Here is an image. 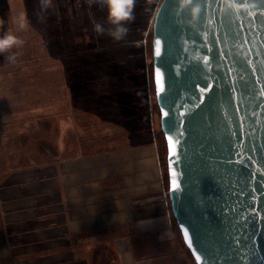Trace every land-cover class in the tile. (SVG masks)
<instances>
[{"label": "water", "instance_id": "95a60500", "mask_svg": "<svg viewBox=\"0 0 264 264\" xmlns=\"http://www.w3.org/2000/svg\"><path fill=\"white\" fill-rule=\"evenodd\" d=\"M152 23L180 238L194 264H264V0H160Z\"/></svg>", "mask_w": 264, "mask_h": 264}, {"label": "rangeland", "instance_id": "374dc122", "mask_svg": "<svg viewBox=\"0 0 264 264\" xmlns=\"http://www.w3.org/2000/svg\"><path fill=\"white\" fill-rule=\"evenodd\" d=\"M159 2L137 0L128 35L115 42L94 31L97 22L108 27L106 8L90 0H52L42 13L38 0H0V35L11 32L25 41L13 50L16 62L0 66V123L13 168L60 160L69 142L72 150L96 151L108 131L117 134L111 143L124 140L137 119L138 140L149 138L148 125L159 118L147 74ZM19 17L24 31L17 30ZM61 124L71 126L63 131L62 148ZM160 131L156 127L152 142L162 179Z\"/></svg>", "mask_w": 264, "mask_h": 264}, {"label": "crops", "instance_id": "0c3cea01", "mask_svg": "<svg viewBox=\"0 0 264 264\" xmlns=\"http://www.w3.org/2000/svg\"><path fill=\"white\" fill-rule=\"evenodd\" d=\"M61 126L60 148L71 127ZM134 126L113 143L116 131L106 132L96 151L69 142L60 160L13 168L0 123V264H194L162 185L159 118L141 141Z\"/></svg>", "mask_w": 264, "mask_h": 264}, {"label": "clouds", "instance_id": "9594fccd", "mask_svg": "<svg viewBox=\"0 0 264 264\" xmlns=\"http://www.w3.org/2000/svg\"><path fill=\"white\" fill-rule=\"evenodd\" d=\"M91 3L96 4L101 8H106L105 24L97 22L94 24V31L101 37L107 35L113 41L119 42L125 39L129 33V27L135 20V7L137 0H90ZM191 0H178L181 7L188 5ZM40 12H45L52 7V0H38ZM198 9L193 8L195 13ZM27 24L23 17H19L17 21V30L24 31ZM25 41L15 33H5L0 35V56L7 54V59L11 63H15L17 54L14 49L23 48Z\"/></svg>", "mask_w": 264, "mask_h": 264}, {"label": "trees", "instance_id": "16d2710c", "mask_svg": "<svg viewBox=\"0 0 264 264\" xmlns=\"http://www.w3.org/2000/svg\"><path fill=\"white\" fill-rule=\"evenodd\" d=\"M147 74L149 75L148 77H149V80H150V83H151V88H152V91L154 93V86H153L152 77H151L152 76V65L150 67V70L147 69ZM156 109H158L157 106H156ZM164 143H165V140H164L163 134L160 131L159 158H160V163H161L162 173H163V176H162V179H163V188H164V191H165V195L167 196L168 178H167V171H166L167 170L166 169V145ZM173 221H174V219H173ZM174 226L176 228V231H177V234H178V238L181 240V242H183L182 241V238H180L181 235L179 233V230H178V228L176 226L175 221H174ZM187 254L192 259L191 254L189 253L188 250H187Z\"/></svg>", "mask_w": 264, "mask_h": 264}, {"label": "snow or ice", "instance_id": "6c2138e0", "mask_svg": "<svg viewBox=\"0 0 264 264\" xmlns=\"http://www.w3.org/2000/svg\"><path fill=\"white\" fill-rule=\"evenodd\" d=\"M159 46H160V42L157 41V48H159ZM157 93H158V95L161 93V86H160L159 81H158V84H157Z\"/></svg>", "mask_w": 264, "mask_h": 264}]
</instances>
